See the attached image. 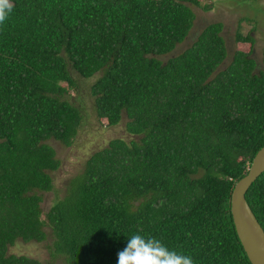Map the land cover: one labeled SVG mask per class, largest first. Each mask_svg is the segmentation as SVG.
Returning <instances> with one entry per match:
<instances>
[{
	"label": "trees",
	"instance_id": "16d2710c",
	"mask_svg": "<svg viewBox=\"0 0 264 264\" xmlns=\"http://www.w3.org/2000/svg\"><path fill=\"white\" fill-rule=\"evenodd\" d=\"M11 2L0 24V264H40L8 253L17 239L49 240L62 264H117L134 234L194 264H251L230 212L235 183L264 146V51L258 67L251 34L238 25L249 50L219 69L221 22L176 52L193 26L190 5L210 9L203 0ZM74 75L97 76V119L123 120L133 137L93 152L43 213L39 192L60 165L46 141L71 145L84 119L67 99ZM245 198L264 230V171Z\"/></svg>",
	"mask_w": 264,
	"mask_h": 264
},
{
	"label": "rangeland",
	"instance_id": "374dc122",
	"mask_svg": "<svg viewBox=\"0 0 264 264\" xmlns=\"http://www.w3.org/2000/svg\"><path fill=\"white\" fill-rule=\"evenodd\" d=\"M203 2L211 5L209 10L190 5L195 13L193 26L185 40L177 46L176 52L182 51L195 41L207 24L221 22L223 24L221 34L225 39L227 56L219 69L225 68L232 60L236 50L248 51L250 47L247 43L240 45L236 42L235 32L239 25L240 33L243 35L250 33L254 38L251 57L256 60L258 67H262L264 0H203ZM96 78V75L90 79L74 75L77 88L68 89L67 99L79 106L84 115L81 127L71 145L66 146L54 139L46 141L55 149L60 165L57 170L50 172L53 178V188L49 191L39 192L41 195L40 207L43 213L48 211L55 200L63 196L65 182L82 170L85 161L93 152L105 147L113 138L130 139L133 137L126 131L123 120L117 125L107 126L106 119H97L94 97L90 94V85ZM42 217L44 216L42 215ZM49 243V240L24 242L17 239L13 245L9 246L8 253L26 255L38 260L40 264H62L60 259L51 257L50 249L47 247Z\"/></svg>",
	"mask_w": 264,
	"mask_h": 264
},
{
	"label": "water",
	"instance_id": "95a60500",
	"mask_svg": "<svg viewBox=\"0 0 264 264\" xmlns=\"http://www.w3.org/2000/svg\"><path fill=\"white\" fill-rule=\"evenodd\" d=\"M263 171L264 146L256 152L247 173L235 183L231 192L230 212L234 227L251 264H264V230L247 203L245 193Z\"/></svg>",
	"mask_w": 264,
	"mask_h": 264
},
{
	"label": "clouds",
	"instance_id": "9594fccd",
	"mask_svg": "<svg viewBox=\"0 0 264 264\" xmlns=\"http://www.w3.org/2000/svg\"><path fill=\"white\" fill-rule=\"evenodd\" d=\"M11 0H0V24L12 12ZM117 264H194L190 255L170 250L160 240L134 234L128 237L126 247L117 253Z\"/></svg>",
	"mask_w": 264,
	"mask_h": 264
}]
</instances>
